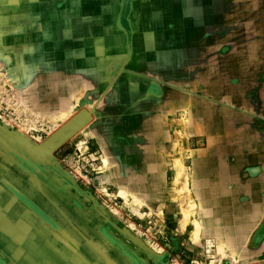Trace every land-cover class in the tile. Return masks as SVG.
Returning <instances> with one entry per match:
<instances>
[{
	"label": "rangeland",
	"instance_id": "1",
	"mask_svg": "<svg viewBox=\"0 0 264 264\" xmlns=\"http://www.w3.org/2000/svg\"><path fill=\"white\" fill-rule=\"evenodd\" d=\"M133 3L137 2L0 0V125L16 133L14 135L22 136L42 155L46 154L43 159L35 158V163L27 158L17 142L0 152V264L249 263L227 256L222 242L201 240V232L199 239H193L196 221L201 231L202 216L191 186L190 158L194 142L185 126L178 145L171 138V144L165 148L164 161H147L142 155L145 148L134 141L139 138L133 135L134 128H139V121L132 124L127 120L131 114L103 112L102 109L114 105L101 106L96 100L86 102L85 97L68 99L66 95L75 89L67 84L61 89L59 83L65 77L60 72L61 62L74 65L77 42L84 43L85 36H92L81 31L85 16L102 21L101 9L116 5L110 9L124 15L123 21H126ZM144 3L148 6L143 11L147 16H142L144 26L141 31L140 20L136 22L139 32L138 41L134 42L138 55L132 69L137 74L132 72L134 77L131 79L129 73L128 77H123L127 78L125 81L116 82V88H122L121 92L146 87L150 81L141 77V71L148 69L166 71L168 80L162 82L167 85L171 77V59L176 53L180 55L181 63L174 66L180 69L188 66L186 47L195 57L192 62L200 61L203 55L201 34L179 32L172 27L173 19L183 18L163 17L161 21V11L155 10L160 1L159 4L156 0ZM177 3L161 2L169 13L177 9ZM183 3L190 9L202 7L194 1L189 6L187 2ZM212 7V13L222 12V17L219 14L204 20L212 28L226 26L222 33L215 34L218 35L216 39L231 45L251 37L249 26L247 32L239 31L237 26L245 28L253 17L248 13L238 15L235 0L215 1ZM260 11L263 14L264 9L261 7ZM44 13L49 17L43 26L41 15ZM215 19L217 22L213 23ZM157 23L162 25L159 29ZM260 24L264 25V14ZM97 35L102 41H134L132 33L115 38L114 34L106 32ZM209 46L213 49L214 43ZM39 68L40 76L35 73ZM51 72L55 75H50ZM178 82L188 85L187 73H182ZM183 90L189 89L186 86ZM173 118L170 122L178 119ZM182 118L186 121L185 115ZM103 119L108 126L119 120L118 129L103 127L99 121ZM73 123L75 128L67 130L66 127ZM93 126L104 134L110 157H115L114 160L104 161L108 157L92 139ZM63 130L74 132L68 136L69 133L62 134ZM8 131L4 130L11 136ZM53 136L65 140L51 152H44V146ZM115 139H119V144ZM130 157L138 160H125ZM175 159H179L184 167L179 177ZM121 188L126 198L121 195ZM19 194L33 200L52 222L31 211ZM60 214L66 216V220L61 219ZM68 218L74 229L68 225Z\"/></svg>",
	"mask_w": 264,
	"mask_h": 264
},
{
	"label": "crops",
	"instance_id": "2",
	"mask_svg": "<svg viewBox=\"0 0 264 264\" xmlns=\"http://www.w3.org/2000/svg\"><path fill=\"white\" fill-rule=\"evenodd\" d=\"M135 1L137 3L128 9L126 21H123L124 15L110 9L116 5L101 9L102 21L85 16L81 31L92 36H85L84 43L77 42L74 65L61 62L60 72L65 75L59 83L61 89L65 84L75 89L66 95L68 99L85 97L86 102L96 100L103 106L123 102L137 106L138 111L132 112L139 115L140 145L145 148L142 155L147 160L164 161L165 148L171 144L172 137L178 145L185 126L194 142L190 158L191 186L200 204L201 240L222 242L227 256L249 262L245 264H264V36L257 35L264 34V25H259L258 31L251 25L248 32L252 35L247 41L230 45L216 39L218 35L215 34L222 33L225 25L212 28L204 20L213 15L222 17V12L212 13V6L215 1L225 0H171L173 4L178 3L177 9L170 13L161 4L165 0H156L157 3L160 1L155 10L161 11V21L163 17L183 18L172 20L171 25L177 28L176 31L201 34L202 58L192 62L195 57L186 47L188 66L180 69L174 66L181 63V57L176 53L171 59L168 86L162 82L168 80L163 69L141 71V77L150 83L142 90L122 94V101L115 85L117 81H125L127 78L123 77H128L129 73L131 79L133 73L137 74L132 69L138 55L134 42L138 41L137 32L144 26L142 16H147L143 12L144 7H148L144 1L149 0ZM192 1L202 7L190 9L183 3L187 2L189 6ZM235 1L236 7L240 6V1H247L255 15L263 8L261 0ZM41 17L44 26L49 15L44 13ZM212 21L215 23L217 19ZM156 25L157 29L162 26ZM103 32L114 34V38L132 33L134 41H102L97 34ZM211 43H214L213 49L209 46ZM40 71L39 68L35 73L40 76ZM182 73H187L188 85L178 82ZM85 74L90 78H85ZM91 81L94 84H90ZM107 81L112 83L108 85ZM152 84L157 88L151 87ZM186 86L187 91L183 90ZM137 98L142 99L138 101ZM182 115L186 116V121L181 119ZM173 117L178 119L170 122ZM97 135L100 132L93 126L92 139L99 141ZM105 160L109 162L107 158ZM174 161L178 176L181 162L179 159Z\"/></svg>",
	"mask_w": 264,
	"mask_h": 264
},
{
	"label": "flooded vegetation",
	"instance_id": "3",
	"mask_svg": "<svg viewBox=\"0 0 264 264\" xmlns=\"http://www.w3.org/2000/svg\"><path fill=\"white\" fill-rule=\"evenodd\" d=\"M231 1H233V0H231ZM225 2V1H224ZM236 2V1H235ZM260 4H262V6H263V8L262 9H264V0L263 1H261L260 2ZM246 7H249V4L247 3V1H240V6H239V11L237 10V14L238 15H241V16H244V15H248L249 14V16H251V17H253V19L251 20V23L249 24V25H247L245 28L244 27H241V26H237V27H239V31H242V32H247V27L249 26H251V25H254L255 27H256V30L258 31L259 30V25H262V24H260V20H261V18H262V15L264 14V12H263V14L261 13V11H260V13L259 14H254L253 12H252V9L249 7L248 9H246ZM261 9V8H260ZM248 13V14H247ZM249 30V29H248ZM257 35L258 36H261L262 34L261 33H257ZM245 41H247V39H245V38H243V41H240L239 43H243V42H245ZM120 83V82H119ZM115 87H116V85H115ZM151 87H153V88H157V86L155 85V84H152L151 85ZM118 91H120V93L118 92V94H120V96L118 97L119 99H122V101H123V96H125V95H128V93L129 92H133V91H125V92H121V89L122 88H116ZM153 90H155V89H153ZM113 93H114V91H112ZM111 92V93H112ZM123 94V96L121 97V95ZM139 99V100H138ZM142 98H137V100L138 101H140ZM126 103H128V102H126ZM126 103H119V104H121V105H114V106H112V107H110L109 109H102L101 111H103V112H113V113H121V112H125L126 114H131L132 116H130V118H127V120H129V121H131V123L133 124V123H136L137 124V120L139 121V115H136V114H132L133 112H132V110H134V111H138V107L137 106H133V107H131V106H123L124 104H126ZM102 106V105H101ZM107 110V111H106ZM115 119H117V118H115ZM100 122H102L103 124H104V119L103 120H99ZM119 121V120H118ZM118 121L117 122H114V125L113 126H108V125H102L103 127H107L108 129H111L112 127H115V128H113V129H118L117 127H118ZM95 123V122H94ZM138 125H139V128L138 129H136V128H134L135 130L133 131V135L134 136H136V137H138L139 136V138L137 139V141H136V139H134V141L136 142V143H140V141H141V138H142V134H141V131H142V129H141V125H140V122H138ZM98 131L100 132V135H97L98 137H99V141H97L96 139H95V141H96V143H97V145L100 147V149H102L104 152H105V155H107V157H108V160L110 159L111 161L112 160H114V158H113V156H111L110 157V153H109V149H108V146H109V144H107V141L104 139V134L100 131V129H98ZM124 140V139H123ZM115 141L117 142V144H119V139H115ZM98 142H100V144L98 143ZM106 142V143H105ZM60 151V150H59ZM59 151H57L56 152V155L58 156V152ZM107 153V154H106ZM66 158V157H65ZM145 158H146V156H145ZM125 160H138V158H125ZM147 160V159H146ZM145 160V161H146ZM147 161H155V162H158V161H156V160H147ZM141 172V171H140ZM26 197V196H25ZM28 198V197H27ZM31 202H32V204L37 208V209H39L38 211H40V212H37V210H35L34 208H32V207H30L27 203H25L24 202V200H22L23 201V203L31 210V211H33L35 214H37L39 217H41V218H43V219H45L46 221H49V222H52L51 221V218H50V216L45 212V211H43L33 200H31L30 198H28Z\"/></svg>",
	"mask_w": 264,
	"mask_h": 264
},
{
	"label": "bare ground",
	"instance_id": "4",
	"mask_svg": "<svg viewBox=\"0 0 264 264\" xmlns=\"http://www.w3.org/2000/svg\"><path fill=\"white\" fill-rule=\"evenodd\" d=\"M79 120V119H78ZM67 126V125H66ZM67 128V130H71L72 128L74 129L75 128V125H74V123L73 124H71V125H69L68 127H66ZM4 128H0V152H4V150H5V146H7V148L9 147V146H11L10 144H12V143H15V144H19V146L20 147H22V149H23V152L27 155V158L29 157V159L30 160H32V161H37V159H35L36 157H34L33 155H30L31 153L28 151L29 149H31L32 151H34L36 154H39L40 153V150H38V151H35L34 149H32L30 146H29V144H28V142L27 141H25V140H23V137L22 136H17V137H14V136H10V135H8V133L6 134V132H4ZM65 133H70V131L68 132V131H64L63 130V132H62V134H65ZM14 138V139H13ZM16 140V141H15ZM21 141H24V142H22L23 143V145H22V143H21ZM17 142V143H16ZM6 148V149H7ZM29 148V149H28ZM28 149V150H27ZM42 153V152H41ZM42 155V154H41ZM33 156V157H32ZM26 158V157H25ZM26 158V159H27ZM39 159V158H38ZM28 160V159H27ZM7 161V160H6ZM26 161V160H25ZM29 161V160H28ZM34 161V162H35ZM31 162V161H30ZM105 162H107V160H105ZM178 162V161H177ZM3 163V162H2ZM29 163V162H28ZM36 163V162H35ZM30 164H32L33 165V163L31 162ZM105 165V164H104ZM1 166V165H0ZM5 166V165H4ZM3 166V167H4ZM34 166V165H33ZM6 167V166H5ZM37 167V166H36ZM20 168V167H19ZM21 168H22V166H21ZM180 168H181V171H180V173H179V175H178V177L180 176V175H182L183 174V169H184V167H183V165L180 163ZM179 169V168H178ZM180 170V169H179ZM14 172V171H13ZM4 173V172H3ZM2 173V174H3ZM36 179V178H35ZM32 181V180H31ZM37 181V180H36ZM35 182V181H34ZM27 189V188H26ZM40 189H41V187H40ZM34 190V189H33ZM32 190V191H33ZM124 191V190H123ZM121 192V195L123 196V197H127V195L124 193V192ZM44 193V192H43ZM20 205H22V204H20ZM24 206V205H23ZM22 206V207H23ZM20 210V209H19ZM28 210V209H27ZM64 210V209H63ZM29 211V210H28ZM21 213V212H20ZM32 213V212H31ZM30 213V214H31ZM60 216V218L61 219H65L66 220V216H64L63 214H60L59 215ZM57 219V218H56ZM69 219V218H68ZM39 220V219H38ZM76 220V219H75ZM68 221V225H72V228L74 229L75 228V226H74V224L71 222V220L69 219V220H67ZM77 223V222H76ZM80 224V223H79ZM61 225V224H60ZM195 225H196V232H195V235H193V239H197L198 238V235H199V232H200V225H199V223L196 221V223H195ZM44 232V231H43ZM75 232H77L78 233V230H77V228L75 229ZM89 234V233H88ZM57 238V237H56ZM49 240V239H48ZM87 240V239H86ZM62 241H63V239H62ZM85 243V242H84ZM90 243H91V245L93 244L94 245V243H92L91 241H90ZM89 243V244H90ZM95 246V245H94ZM75 248V247H74ZM99 248V247H98ZM71 249V248H70ZM219 249H221V248H219ZM72 250V249H71ZM222 252V251H221ZM222 254V253H221ZM224 255V254H223ZM98 256V255H97ZM96 256V257H97ZM112 258V257H111ZM69 260V259H68ZM113 260V259H112ZM105 263V262H104Z\"/></svg>",
	"mask_w": 264,
	"mask_h": 264
},
{
	"label": "water",
	"instance_id": "5",
	"mask_svg": "<svg viewBox=\"0 0 264 264\" xmlns=\"http://www.w3.org/2000/svg\"><path fill=\"white\" fill-rule=\"evenodd\" d=\"M70 124V123H69ZM78 125H79V123L77 124V126H76V129H77V127H78ZM0 128H4L3 126H1L0 125ZM5 129V131H8L6 128H4ZM75 129V130H76ZM8 132H10V134H12V136H14V137H16L17 135H14V134H16V133H14V132H12V131H8ZM69 132V131H68ZM74 132V131H73ZM73 132H70L69 134H68V136L70 135V134H72ZM55 136V135H54ZM54 136L51 138V140L49 141V142H47V144L44 146V152L46 151V152H51L57 145H59V144H61L64 140H65V138H61V137H59L58 136V138H54ZM67 136V137H68ZM53 138L55 139V140H53ZM53 140V141H52ZM28 142V144H29V146L32 148V149H34L35 151H38V148H36L35 146H33V145H31V143H29V141H27ZM29 149V148H28ZM27 149V150H28ZM30 153H31V155H33L34 157H36V158H40V159H43V158H45L46 157V154L44 153L43 155H41V153H39V154H36L34 151H32L31 149H29L28 150ZM22 200H24V202L25 203H27L30 207H32V208H34L35 210H37V212H40V211H38L39 209H37L33 204H32V202L27 198V197H25V196H23L22 194H19L18 195ZM41 213V212H40ZM42 214V213H41Z\"/></svg>",
	"mask_w": 264,
	"mask_h": 264
}]
</instances>
